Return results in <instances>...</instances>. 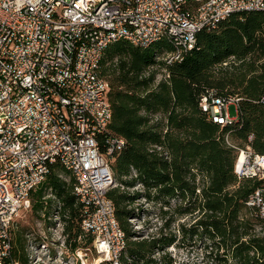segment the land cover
I'll return each mask as SVG.
<instances>
[{"label":"trees","instance_id":"1","mask_svg":"<svg viewBox=\"0 0 264 264\" xmlns=\"http://www.w3.org/2000/svg\"><path fill=\"white\" fill-rule=\"evenodd\" d=\"M171 48L166 40L140 48L121 39L105 48L101 60L112 107L107 132L125 140L109 161L116 185L107 193L126 237L118 264H173L165 251L154 255L176 240L163 232L170 222L151 237H136L132 229L133 202L140 197L191 215L193 222L181 225V231L205 235L235 264H264V218L245 203L260 181L237 177L238 151L224 142L227 133L237 146L249 144L264 152V11L235 13L215 29L198 31L195 48L181 61L165 65L155 58V51ZM153 66L163 70L157 83ZM208 89L241 97L237 119L219 124L206 118L198 102ZM137 183L142 191H127ZM74 185L71 171L55 162L30 192V209L38 217L42 212L48 228L59 217L71 252L92 243L80 225L82 204ZM24 247L23 238L14 233L0 264H31Z\"/></svg>","mask_w":264,"mask_h":264},{"label":"built area","instance_id":"2","mask_svg":"<svg viewBox=\"0 0 264 264\" xmlns=\"http://www.w3.org/2000/svg\"><path fill=\"white\" fill-rule=\"evenodd\" d=\"M257 10L264 0H0V258L9 253L11 227L30 209V192L58 162L75 177L92 249L118 264L126 237L107 193L116 185L109 161L125 140L107 132L105 48L121 39L140 48L166 40L172 48L154 54L170 65L195 48L198 31ZM240 99L208 89L198 105L207 119L228 124L235 118L227 107L239 112ZM224 142L238 151L237 177L260 181L245 203L264 218V152L237 146L227 133Z\"/></svg>","mask_w":264,"mask_h":264},{"label":"rangeland","instance_id":"3","mask_svg":"<svg viewBox=\"0 0 264 264\" xmlns=\"http://www.w3.org/2000/svg\"><path fill=\"white\" fill-rule=\"evenodd\" d=\"M150 69L156 70L154 83H157L163 77V70L158 66ZM227 113L231 118L237 119L236 105H228ZM126 189L129 192L142 191L143 186L137 183ZM159 205L143 197L137 198L133 202L135 214L130 218L132 229L139 238L156 235L166 221L170 222L163 232L176 235V240L156 251L155 256L158 257L165 251L173 259V264H235L222 250L216 249L205 235L194 234L189 230L184 231L185 233L181 231V225L184 228L193 222L191 215L179 214L173 209L174 206L160 208ZM42 215L41 212V217H38L36 212L28 209L21 213L13 225L11 239L14 233L23 238L31 264H97L102 260L91 245L85 249L78 247L71 252L61 234L62 222L59 217H53V226L48 228L49 220Z\"/></svg>","mask_w":264,"mask_h":264}]
</instances>
